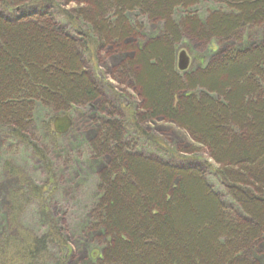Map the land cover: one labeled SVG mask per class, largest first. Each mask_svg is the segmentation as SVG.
Here are the masks:
<instances>
[{
  "label": "trees",
  "instance_id": "16d2710c",
  "mask_svg": "<svg viewBox=\"0 0 264 264\" xmlns=\"http://www.w3.org/2000/svg\"><path fill=\"white\" fill-rule=\"evenodd\" d=\"M62 2L66 9L57 14L75 35L55 29L50 0H0V129L27 143L37 105L51 117L98 101L84 55L119 47L134 32L126 15L139 13L163 28L134 49L117 76L137 90L140 121L162 119L209 151L214 174L242 215L221 203L199 171L130 154L110 120L91 147L95 159L110 160L91 211L105 248L95 264H255L252 251L264 242V41L191 73L177 72L175 49L184 38L233 42L238 30L264 26V0H223L225 9L205 19L190 13L199 0ZM177 9L184 12L178 20ZM44 243L18 251L21 264H42L36 251Z\"/></svg>",
  "mask_w": 264,
  "mask_h": 264
},
{
  "label": "rangeland",
  "instance_id": "374dc122",
  "mask_svg": "<svg viewBox=\"0 0 264 264\" xmlns=\"http://www.w3.org/2000/svg\"><path fill=\"white\" fill-rule=\"evenodd\" d=\"M50 1L54 3L49 12L56 15L55 29L75 35L72 27L57 14V9H66L62 0ZM222 4H225L223 0H199L190 13L205 19L212 11L225 9ZM183 14L177 9L174 18L178 20ZM4 15L16 16L15 13ZM126 19L134 29L132 36L119 47L107 46L84 55L85 71L93 77L101 97L88 106L58 115L71 119L66 134H54L52 121L58 116L50 117L39 105L29 126L27 143L11 138L0 129V249L7 244L11 246L2 256L0 253V264H21L18 251L26 253L29 245L40 239L46 243L36 251L44 254L42 264H95L96 255L105 248L102 231L92 230L91 211L101 196L100 175L110 160L104 155L100 160L95 159L91 147L99 137L101 124L110 120L120 126L122 146L130 148V154L199 171L221 203L242 216L229 198V190L220 185L214 174L218 167L206 148L162 119L140 121L142 101L138 92L130 84H123L117 70L133 57L134 49L149 38L159 36L163 23L147 21L135 12L127 14ZM79 26L84 32L87 30V26ZM237 33L240 38L236 41H215L212 45L184 38L175 49V69L179 73H191L218 58L248 51L264 41V26ZM180 52L188 60L185 71L177 69ZM261 85L264 94V81ZM47 124L51 130L46 128ZM251 258L255 264H264V242L252 251Z\"/></svg>",
  "mask_w": 264,
  "mask_h": 264
},
{
  "label": "water",
  "instance_id": "95a60500",
  "mask_svg": "<svg viewBox=\"0 0 264 264\" xmlns=\"http://www.w3.org/2000/svg\"><path fill=\"white\" fill-rule=\"evenodd\" d=\"M188 65V60L184 52H180L178 56V67L179 71H185ZM71 127V119L68 116L55 117L52 121V130L54 134L61 136Z\"/></svg>",
  "mask_w": 264,
  "mask_h": 264
}]
</instances>
